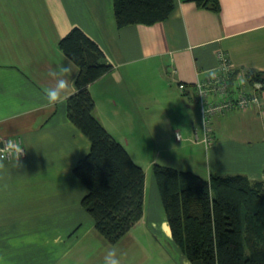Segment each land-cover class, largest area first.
Segmentation results:
<instances>
[{"label": "crops", "instance_id": "obj_1", "mask_svg": "<svg viewBox=\"0 0 264 264\" xmlns=\"http://www.w3.org/2000/svg\"><path fill=\"white\" fill-rule=\"evenodd\" d=\"M174 1L169 19L120 28L114 0H0V141H21L26 149L22 158L3 159L6 170L0 171V264H104L109 250L124 260L131 250L138 257V248L149 243L142 236L145 225L155 233L161 258L192 264L173 241L155 176L148 185L146 171L144 215L118 243L110 245L100 235L83 206L88 188L74 169L90 152V140L70 120L67 101L50 105L43 95L57 83L49 71L68 64L67 95L76 91L79 68L59 48L76 26L100 45L113 66L89 85L94 114L134 160L145 123L135 118L146 115L160 96L148 79L153 72L160 94L171 82L187 87L183 105L177 106L181 128L176 116L168 119L163 134L158 132L164 147L195 146L204 153L206 177L244 174L264 182V88L249 78L251 72L264 73V0H219L218 12L197 0ZM220 53L229 58L232 71L222 69ZM209 70L216 72L214 78ZM220 77L230 85L226 95L257 94L261 105L215 115L210 122L214 142L206 149L193 141L195 131L203 133L196 85ZM177 131L185 137L182 142L175 140ZM117 244L123 247L117 250Z\"/></svg>", "mask_w": 264, "mask_h": 264}, {"label": "trees", "instance_id": "obj_2", "mask_svg": "<svg viewBox=\"0 0 264 264\" xmlns=\"http://www.w3.org/2000/svg\"><path fill=\"white\" fill-rule=\"evenodd\" d=\"M197 2L220 10L219 0ZM114 9L120 28L153 25L169 19L175 1L114 0ZM59 48L79 68L76 91L67 100L68 116L91 143L74 169L88 188L83 206L100 235L116 244L144 215L146 173L94 114L89 85L113 68L103 49L78 26ZM249 78L264 88V73L251 72ZM153 170L173 241L192 264H264L263 181L244 174L204 177L160 164Z\"/></svg>", "mask_w": 264, "mask_h": 264}, {"label": "rangeland", "instance_id": "obj_3", "mask_svg": "<svg viewBox=\"0 0 264 264\" xmlns=\"http://www.w3.org/2000/svg\"><path fill=\"white\" fill-rule=\"evenodd\" d=\"M155 78L156 74L149 72L148 79L153 82L152 89L157 91V95L160 96L151 105H149L150 110L146 113V115L138 117V119L135 118L137 116H133L135 120H138L137 124L139 125H142L143 120L145 121L144 125L141 127L143 129L142 133L138 134L141 147L137 148L136 153L133 152L135 160L146 171L148 175L147 183L150 186L152 179H154L153 167L155 164L169 166L183 171H191L206 177L208 174L205 169L206 163L203 160V158H205L204 153L197 152L195 150V146L183 144L181 146H184V148H182L180 145H169V143H166V145L170 147L169 149H166L168 147H164L162 145L164 143L161 142L162 140L160 139L158 132L163 134L167 127L166 123L169 118L174 120L176 116H179L178 123L179 128H181L180 125H182V120L180 115L182 112L178 111L177 106L183 105V92L180 89L178 83L176 84L171 82L170 85L165 84L164 87L161 88L162 91L160 94L159 85L158 82L156 84ZM183 125H186L184 121ZM153 160L156 161L151 163ZM142 233V236L147 237L149 243H144V245H142V250L138 248L140 250V256L135 257L134 251L131 250V258L129 254L128 259L126 258V260H124L120 257L118 251H116L117 257L120 259L121 264H170L167 262V259L164 260L165 257L163 259L159 256V254L156 253V251L160 250L161 248L155 240H152V237L155 235L153 229L148 230L145 225ZM109 244L112 245V243ZM116 246L117 250H119L123 247V244H117ZM172 264L176 263L172 260Z\"/></svg>", "mask_w": 264, "mask_h": 264}, {"label": "built area", "instance_id": "obj_4", "mask_svg": "<svg viewBox=\"0 0 264 264\" xmlns=\"http://www.w3.org/2000/svg\"><path fill=\"white\" fill-rule=\"evenodd\" d=\"M219 58L221 59L222 69L225 71H232L233 66L229 58L224 53H220ZM256 86L261 88L262 84ZM179 87L183 91L187 88L186 85L182 83ZM228 88H230V85L222 77L214 80L210 79V81H200L196 85L197 103L203 117V133L200 135L195 131V133H193V141L194 143H201L206 149L212 147L214 142L210 122L215 115L225 113L232 109L248 110L261 105V99L257 94L253 96L242 94L238 98H233L226 95L228 93ZM215 91L219 98L213 99L212 96L215 94ZM176 140L182 142L185 140V137L181 132L177 131ZM0 142H3V145L0 147V156L5 160L19 159L26 155V149L21 141L18 142V145L12 143L8 139ZM18 149H22L23 151L18 152Z\"/></svg>", "mask_w": 264, "mask_h": 264}, {"label": "clouds", "instance_id": "obj_5", "mask_svg": "<svg viewBox=\"0 0 264 264\" xmlns=\"http://www.w3.org/2000/svg\"><path fill=\"white\" fill-rule=\"evenodd\" d=\"M72 73L71 65H60L57 69L49 71V76L57 79L55 87H46L43 89V95L50 105H57L66 102L69 99L67 91L69 88L68 81L63 77L69 76ZM209 75L215 77L216 72L209 70ZM240 83H244V80H240ZM18 152H22V149H18ZM3 157L0 156V171L6 170V165L3 162ZM19 161V160H18ZM18 166V162L17 165ZM104 264H121L120 259L117 257L115 250H109L104 259Z\"/></svg>", "mask_w": 264, "mask_h": 264}]
</instances>
